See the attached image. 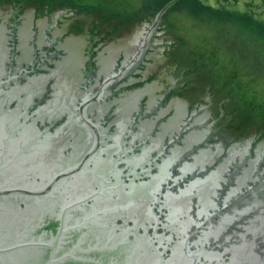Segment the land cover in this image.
<instances>
[{
    "label": "flooded vegetation",
    "instance_id": "obj_1",
    "mask_svg": "<svg viewBox=\"0 0 264 264\" xmlns=\"http://www.w3.org/2000/svg\"><path fill=\"white\" fill-rule=\"evenodd\" d=\"M24 3L30 12L14 20L23 26L9 25L13 5L0 15V142L37 147L24 156L35 183L72 169L53 192L78 196L91 225L142 240L154 256L264 264V142L212 136L201 96L193 106L185 85L182 102L171 96L177 81L151 72L176 4L263 34L264 0ZM144 193L148 217L131 219L112 203Z\"/></svg>",
    "mask_w": 264,
    "mask_h": 264
},
{
    "label": "water",
    "instance_id": "obj_2",
    "mask_svg": "<svg viewBox=\"0 0 264 264\" xmlns=\"http://www.w3.org/2000/svg\"><path fill=\"white\" fill-rule=\"evenodd\" d=\"M15 1L17 3L13 5L12 2ZM25 1L0 0L1 17L3 13L9 14L8 9L14 8L15 13L12 12L14 18L8 19L9 25L23 26L21 21L14 22V20L30 12L29 4L24 3ZM169 6L170 4L158 17H161ZM57 16V14L52 15V18ZM159 38L163 46L160 47L159 54L156 53L151 72L157 73L163 79L172 78L177 81L176 90L171 92V96H177L182 102L186 101L182 98H187L183 95L186 92L185 85L193 94V99L188 98L193 106L198 103L196 98L201 96L200 98L205 101L201 103L205 106L204 114L207 113L209 117L206 127L212 131V136L221 135L222 139L233 142H264V118L248 120L242 112L234 109L232 101L209 87L192 63L180 52V42L176 37L167 34L160 35ZM164 52L166 55L163 56ZM35 147L0 142V264H200L202 262L199 254L183 258L180 256L165 258L157 249L159 257L154 256L149 253L152 250L145 243L140 242L142 240L130 241L113 235L106 230V227L91 225L88 217L79 209L78 205L81 202L76 203L78 196L53 192L64 178L73 173L72 169V171L60 170L56 173V179L52 184L40 186L33 180L36 174L25 170L30 168L29 165L26 166L29 162L27 163L24 157L25 150ZM15 161L17 164L19 162L23 164L21 169H16L13 163ZM54 161L51 165H55L56 160ZM44 168H48V165ZM39 182L37 181L41 184ZM80 189L85 191L86 195L92 194L87 185ZM115 196L112 197L113 205L127 208L125 214L129 218L136 219L135 216L138 214L147 216L150 200L148 201L145 193L138 197L139 201L134 197L127 199ZM213 256L214 258L210 256L205 258L203 264H219V255L215 253Z\"/></svg>",
    "mask_w": 264,
    "mask_h": 264
},
{
    "label": "rangeland",
    "instance_id": "obj_3",
    "mask_svg": "<svg viewBox=\"0 0 264 264\" xmlns=\"http://www.w3.org/2000/svg\"><path fill=\"white\" fill-rule=\"evenodd\" d=\"M173 8L177 13H171L170 18L167 16L161 26L170 29L169 35L180 42V52L197 73L211 89L232 101L234 109L248 120L264 118V33L235 29L234 32L230 27L226 29V23L216 16H207L200 11L188 15L181 13L184 9L180 4ZM190 51L197 54L196 58ZM216 74L226 80L217 79ZM236 78L238 81L235 82Z\"/></svg>",
    "mask_w": 264,
    "mask_h": 264
}]
</instances>
